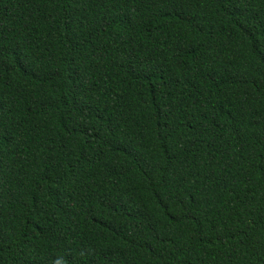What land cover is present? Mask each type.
Instances as JSON below:
<instances>
[{"label": "trees", "instance_id": "trees-1", "mask_svg": "<svg viewBox=\"0 0 264 264\" xmlns=\"http://www.w3.org/2000/svg\"><path fill=\"white\" fill-rule=\"evenodd\" d=\"M0 264H264V0H0Z\"/></svg>", "mask_w": 264, "mask_h": 264}]
</instances>
